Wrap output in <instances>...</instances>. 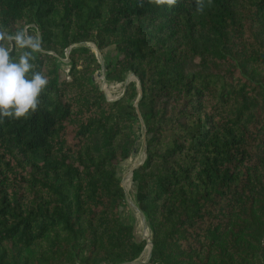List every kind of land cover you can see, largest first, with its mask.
Returning <instances> with one entry per match:
<instances>
[{
	"label": "trees",
	"instance_id": "1",
	"mask_svg": "<svg viewBox=\"0 0 264 264\" xmlns=\"http://www.w3.org/2000/svg\"><path fill=\"white\" fill-rule=\"evenodd\" d=\"M85 43L140 89L109 100ZM0 46L48 79L0 121V264L138 260L118 174L140 121L139 264H264V0H0Z\"/></svg>",
	"mask_w": 264,
	"mask_h": 264
},
{
	"label": "rangeland",
	"instance_id": "2",
	"mask_svg": "<svg viewBox=\"0 0 264 264\" xmlns=\"http://www.w3.org/2000/svg\"><path fill=\"white\" fill-rule=\"evenodd\" d=\"M85 46L89 47L91 51L94 53L95 58L97 60L98 65L94 68V73L92 78L95 83L99 85L101 90L105 93L106 97L109 100H114L119 98L122 95L124 83L126 80L134 81L138 84L137 78L131 74H124V82L123 83H114L109 80H106L105 75V66L109 61L114 60V53L112 48H107L102 52H99L95 45L92 43H85ZM63 62H68V59H63ZM63 71H67V67L62 66ZM135 133L138 139L136 145V152L130 158L131 161L126 160L122 162L119 168V178L121 181V187L124 191L125 202L123 203L120 212H122V220L133 227V233L137 240H145V248L138 258V260L134 261L137 263H146L148 261V250L149 243H151L150 231L148 226L146 225L145 219L142 218L141 214L138 212L135 200H134V189L132 182V173L133 170L140 166L145 157H144V143H145V131L142 126V122L137 123V127H135ZM133 168V169H132ZM132 169V170H131ZM145 222V223H144ZM122 264H130V263H122Z\"/></svg>",
	"mask_w": 264,
	"mask_h": 264
},
{
	"label": "clouds",
	"instance_id": "3",
	"mask_svg": "<svg viewBox=\"0 0 264 264\" xmlns=\"http://www.w3.org/2000/svg\"><path fill=\"white\" fill-rule=\"evenodd\" d=\"M29 47L38 50L35 43ZM31 58V52H26L13 60L10 50L0 46V121L4 118L20 120L39 109L41 93L47 88L48 79L40 72L32 71Z\"/></svg>",
	"mask_w": 264,
	"mask_h": 264
},
{
	"label": "water",
	"instance_id": "4",
	"mask_svg": "<svg viewBox=\"0 0 264 264\" xmlns=\"http://www.w3.org/2000/svg\"><path fill=\"white\" fill-rule=\"evenodd\" d=\"M92 80H93V78H92ZM128 82H129V80H126L125 83H124V85H127ZM138 89H140L139 84H138ZM144 157H145V151H144ZM137 210H138V209H137ZM138 212L141 214L142 218L144 219L142 213H141L139 210H138ZM144 223H145V222H144ZM149 246H150V247H149V250H148V259H149V257H150L151 248H152L151 243H149ZM130 264H139V263H137V262H131Z\"/></svg>",
	"mask_w": 264,
	"mask_h": 264
},
{
	"label": "crops",
	"instance_id": "5",
	"mask_svg": "<svg viewBox=\"0 0 264 264\" xmlns=\"http://www.w3.org/2000/svg\"><path fill=\"white\" fill-rule=\"evenodd\" d=\"M133 156H135V155H133ZM131 157H132V156H131ZM131 157H130V158H131ZM130 158H128L127 160L131 161ZM132 169H133V168H132ZM132 169H131V170H132ZM129 225H130V224H129Z\"/></svg>",
	"mask_w": 264,
	"mask_h": 264
}]
</instances>
